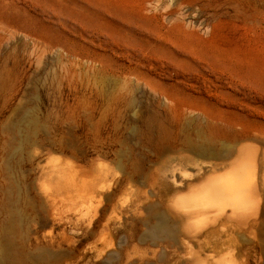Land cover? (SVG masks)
<instances>
[{"label":"rangeland","instance_id":"obj_1","mask_svg":"<svg viewBox=\"0 0 264 264\" xmlns=\"http://www.w3.org/2000/svg\"><path fill=\"white\" fill-rule=\"evenodd\" d=\"M248 152L263 179L264 0H0V250L12 240L15 256L64 230L77 244L75 226L96 214L80 209L96 177L106 194L131 175L159 193L168 170L220 176ZM129 187L113 196L125 208ZM57 189L61 215L48 221ZM125 213L101 233L120 256ZM94 241L63 247L53 264Z\"/></svg>","mask_w":264,"mask_h":264},{"label":"bare ground","instance_id":"obj_2","mask_svg":"<svg viewBox=\"0 0 264 264\" xmlns=\"http://www.w3.org/2000/svg\"><path fill=\"white\" fill-rule=\"evenodd\" d=\"M211 36L208 38L212 39ZM231 166L220 176H207L209 172L202 165L196 166L191 172L182 171L181 168L176 173V168L168 170L158 178L159 193L149 186V177L146 178L147 183H141L146 190L134 188L131 185L133 179L129 178L131 175L119 180L112 193L106 194L101 178L96 177L90 190L81 195L80 200V209L85 208L96 214L87 227L75 226L76 230L82 231L77 244L63 229L56 237L44 235L43 239L37 236L29 238L28 246H23L12 256L15 243L7 239L5 247L0 250V264H53L63 247L75 252V244L81 246L90 239L95 241L88 253L78 257L75 263L65 264H78L79 259L87 260L85 264H99V259L106 257L109 252L104 264H112L114 254H118L116 260L119 264H250L254 250L259 255L257 264H264V178L260 159L257 153L248 152L244 157L234 160ZM125 184H129L134 197L127 208L116 203L113 198L117 192L124 190ZM169 186L174 190L169 189ZM58 189L45 198L48 200L44 208L48 221H56L61 215ZM143 211L146 215H143ZM125 212L128 213L127 219L131 220V242L129 245L123 243L122 250L125 253L120 256L119 252L110 251L111 246H114L111 237L101 236V233L115 229L117 213ZM11 213L14 212L8 215ZM141 230L143 232L139 234ZM224 249H227L226 253L222 251ZM89 254L91 257L87 259Z\"/></svg>","mask_w":264,"mask_h":264}]
</instances>
